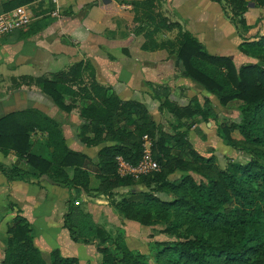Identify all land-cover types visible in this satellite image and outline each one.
Instances as JSON below:
<instances>
[{
	"label": "trees",
	"instance_id": "obj_1",
	"mask_svg": "<svg viewBox=\"0 0 264 264\" xmlns=\"http://www.w3.org/2000/svg\"><path fill=\"white\" fill-rule=\"evenodd\" d=\"M34 1L6 0L0 12ZM212 1L244 37L239 50L257 61L236 66L229 56L210 54L189 30H183L182 24L154 10L156 0L128 3L135 14L133 32L143 37L138 44L141 50L174 51L184 66L185 77L217 96L221 105L241 101L239 120L231 125L222 123L220 128L226 144L245 151V161L229 159L225 166H216L214 155L205 157L187 138L192 124L215 117L209 100L201 104L194 99L179 106L169 100L170 86L153 84L151 95L158 101V111L174 117L175 124L165 129L155 122L145 103L122 99L112 86L101 85L89 61L74 62L51 77L23 78H29V84L37 85L66 112L76 107L78 100L86 102L79 112L82 121L77 136L87 147H98L93 163L97 187L90 185L91 174L86 167L89 157L67 145L56 119L36 108L0 117L1 152H14L29 168L0 162V171L9 180L47 175L52 184L66 188L63 226L72 241L95 245L101 264H264V34L245 38L241 33L248 28L243 14L249 3L264 6V0ZM49 3L44 11L51 13L54 8ZM175 28L180 35L174 40L157 42L154 38ZM128 49L122 50L128 55ZM66 97L69 104H64ZM234 127L247 145L233 142L230 131ZM194 130L201 133L197 125ZM32 133L45 135L42 153L33 152ZM144 137L150 141V156L158 168L136 175L121 172L118 158L131 167L141 162L146 149ZM176 171L183 174L172 176ZM119 188H127L126 195L114 202ZM101 195L110 199L122 218L158 227L169 236L153 242V262L146 254L130 249L122 233L112 234L94 220L84 198ZM9 206L15 205L9 202ZM7 233L2 264H78L77 257L63 256L59 249H53L46 260L19 208Z\"/></svg>",
	"mask_w": 264,
	"mask_h": 264
},
{
	"label": "crops",
	"instance_id": "obj_2",
	"mask_svg": "<svg viewBox=\"0 0 264 264\" xmlns=\"http://www.w3.org/2000/svg\"><path fill=\"white\" fill-rule=\"evenodd\" d=\"M186 1L195 3V7L187 8ZM43 2L37 0L27 6L33 16L29 25L0 36V117L15 110L39 109L60 123L67 145L87 154L88 163H92L98 147H87L78 140L82 119L80 115L73 114L77 106L70 112L58 108L37 85L29 84V78L23 76L51 77L74 62L89 61L101 85L112 86L122 99L144 103L151 98L148 85L165 84L174 70L167 64V55L151 57V51L138 47L143 37L133 32L135 14L130 3L117 5L116 0H51L53 8L56 6L52 12L57 10V14L42 11L44 8L35 11L43 6ZM213 2L217 3L212 0H156L165 16L182 22L205 47L213 33L210 31L212 20L205 8ZM263 9L259 8L260 11ZM45 14H50V17H44ZM123 48H129L128 55ZM146 59H150L149 64L144 62ZM9 91H12L11 96ZM67 103L70 100L64 104ZM68 138H72L73 145ZM31 139L33 152L45 151L42 146L44 134L32 133ZM0 162L29 170L26 162L17 159L14 152L5 155L0 150ZM101 197L84 198L87 210L98 223L103 222L102 217L107 222L112 220L115 213L112 205ZM67 199L68 190L50 181L42 183L40 177L9 180L0 171V264L9 237L7 228L17 208L28 220L34 243L46 260L49 261L53 249H59L63 256L77 257L80 263L85 257L82 252L89 251L94 254L93 261L100 262L95 245L72 241L63 226ZM9 202L15 206L10 207Z\"/></svg>",
	"mask_w": 264,
	"mask_h": 264
},
{
	"label": "rangeland",
	"instance_id": "obj_3",
	"mask_svg": "<svg viewBox=\"0 0 264 264\" xmlns=\"http://www.w3.org/2000/svg\"><path fill=\"white\" fill-rule=\"evenodd\" d=\"M6 0H0V10H1V3ZM51 0H44L42 3L43 6L37 7V10L43 9L42 11L49 9ZM117 5L122 3H128L127 0H116ZM53 5V3H51ZM195 3L190 1H186L185 5L189 9H193L195 7ZM57 5V4H56ZM58 6V5H57ZM159 7V9H157ZM264 8V6H254L253 3H249L247 10L244 12L243 17L245 18V22L248 28L244 29L241 33L246 37L248 36H256V35H263L264 34V9L262 11L259 8ZM56 8V6L54 7ZM154 10H161L158 3L155 2ZM256 8V9H253ZM35 9V7H34ZM34 12V11H33ZM206 14L211 18V28L210 31L213 33L208 37L206 41L207 47L203 44L205 50H207L210 54H217V55H226L233 59V62L236 66H240L241 64H245L247 62H254L257 61L256 57L251 54H247L241 52L238 48V45L244 41V37L237 34L235 27L231 23V19L225 15L221 7L218 3H210V7L205 8ZM1 13V12H0ZM161 14H163L160 11ZM164 15V14H163ZM44 17L49 18L50 14H45ZM170 21H176L172 17H168ZM183 30L186 29L185 25L182 22ZM135 26V24H134ZM132 25V27H134ZM178 30L175 28L172 31H162L161 33L155 35V39L157 42H161L164 40H174L176 37H179ZM216 34V35H215ZM247 40V39H246ZM249 40H253L251 37ZM156 51V52H155ZM176 51V49H175ZM163 54L164 56L167 55L166 60L168 66L174 70V74L171 75V79L165 83L170 86L171 95L169 100L175 102L179 106H186L191 103L192 100H197L199 103L203 104L204 100H209L211 107L215 112V117L210 118L208 122L200 120L198 123L192 124L187 129V138L191 141L194 148L204 155L205 157L214 155L215 156V165L219 167H223L226 165L229 159L233 161H245V151L242 149H238L233 147L232 145H228L225 142L224 135L222 134L220 125L222 123L230 124L233 122H237L239 120V110L238 105L241 103L240 100H232L228 102L226 105H221L217 96L208 92L205 88L201 85L191 81L189 78L185 77V70L184 66L173 53H167L165 49H157L151 51V57L159 56ZM160 60V59H158ZM150 59H146L144 62L149 64ZM73 64V63H72ZM163 85V84H162ZM150 92H152L153 84H149ZM11 96L12 91L8 92ZM151 95V93H150ZM69 100V99H68ZM68 100L64 101L66 103ZM147 106V110L150 114H152L154 120L158 125L162 128H168L169 124H175L174 117L168 113L161 114L158 111V101L155 100L152 95L151 98H148V102H144ZM69 104V103H67ZM86 104L85 101L78 100L77 101V108L74 111V116H79V112L81 106ZM16 106V103H15ZM14 106V107H15ZM18 106V105H17ZM75 109V108H72ZM185 120V119H184ZM188 121V120H187ZM75 122H78L75 118ZM80 123V122H79ZM79 123H77L79 125ZM199 126L201 129V133L198 134L194 130L195 126ZM231 138L233 142L239 146H242L245 143L237 128H233L230 131ZM72 135L70 134V137ZM145 139V137H144ZM68 141L73 145L72 138H68ZM145 148L149 150L150 141L149 139H145L144 141ZM97 155V154H96ZM96 160V156L94 157ZM95 162V161H94ZM92 162V163H94ZM92 163H87L86 167L90 171L91 174V187L95 188L99 185V180L95 178V165ZM71 171V169H68ZM123 170V169H122ZM183 174V172L176 171L172 176H179ZM45 178L41 179L42 183H45L47 180ZM127 188H119L117 193L114 195V202L119 201L124 195ZM104 200H107L110 204V199L103 196L101 197ZM112 205V204H111ZM114 205V204H113ZM111 206L114 210V217L110 221H104L105 217H102L101 224L105 226V228L114 234L115 232H120L123 234L124 240L127 246L135 252H141L147 255L149 261L153 262V253H154V245L153 242L155 240H167L169 236L166 233H162L159 231L158 227H146L140 225L137 222L126 220L122 218L115 207ZM97 251V249H96ZM82 254H85L84 261L82 263L79 262L78 264H101V255H100V262H94V254L92 252L83 251Z\"/></svg>",
	"mask_w": 264,
	"mask_h": 264
},
{
	"label": "built area",
	"instance_id": "obj_4",
	"mask_svg": "<svg viewBox=\"0 0 264 264\" xmlns=\"http://www.w3.org/2000/svg\"><path fill=\"white\" fill-rule=\"evenodd\" d=\"M55 2V0H54ZM52 14H57V10L52 12ZM32 12L27 7V5H20L16 8L0 13V36L10 33L16 29L24 28L30 24L32 21ZM119 159V166L121 172H129L133 175L146 173L151 170L157 169L158 164L154 161L149 150L145 149V154L137 167H131ZM123 169V170H122Z\"/></svg>",
	"mask_w": 264,
	"mask_h": 264
},
{
	"label": "water",
	"instance_id": "obj_5",
	"mask_svg": "<svg viewBox=\"0 0 264 264\" xmlns=\"http://www.w3.org/2000/svg\"><path fill=\"white\" fill-rule=\"evenodd\" d=\"M42 178H47V175H42L41 177H40V179H42Z\"/></svg>",
	"mask_w": 264,
	"mask_h": 264
}]
</instances>
